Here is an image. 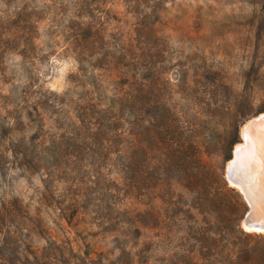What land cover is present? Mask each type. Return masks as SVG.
<instances>
[{
    "label": "rangeland",
    "instance_id": "obj_1",
    "mask_svg": "<svg viewBox=\"0 0 264 264\" xmlns=\"http://www.w3.org/2000/svg\"><path fill=\"white\" fill-rule=\"evenodd\" d=\"M262 4L0 0L1 225L18 238L0 236V264H27L5 250L23 240L40 264H264L227 177L264 118Z\"/></svg>",
    "mask_w": 264,
    "mask_h": 264
},
{
    "label": "water",
    "instance_id": "obj_2",
    "mask_svg": "<svg viewBox=\"0 0 264 264\" xmlns=\"http://www.w3.org/2000/svg\"><path fill=\"white\" fill-rule=\"evenodd\" d=\"M260 115L262 114L251 118L243 125V142L234 148L233 157L227 165V177L230 183L241 190L247 201L245 228L262 232L264 231V154L255 158L256 148L264 144L260 136L264 133V120L258 121Z\"/></svg>",
    "mask_w": 264,
    "mask_h": 264
},
{
    "label": "trees",
    "instance_id": "obj_3",
    "mask_svg": "<svg viewBox=\"0 0 264 264\" xmlns=\"http://www.w3.org/2000/svg\"><path fill=\"white\" fill-rule=\"evenodd\" d=\"M261 12H262V16L264 17V0H263ZM263 111H264V100L262 101V103H261V105H260V107L258 109V112H263ZM236 142H238V138L237 137L231 142V145H233ZM226 158L229 159L230 158V154L227 155ZM231 190L234 191V189H231ZM10 220L11 219H9L8 222H10ZM238 220L239 219H236V221H238ZM6 222H7L6 211L0 209V236H3L4 234H7L9 239L12 240V241H13V239H18L17 236H16V233L14 231L6 230V229L3 228V225L6 224ZM1 224H3V225H1ZM236 224H237V226L239 225V223H236ZM238 227H239L241 232H244L240 226H238ZM21 234H23L22 231H21ZM10 244H11L10 241L7 244H5V250L6 251H8V249L10 248V250L13 252V254L14 253L18 254L20 258L24 259L27 262V264H29V263H31V264H40L39 253L36 250L32 249L29 241L23 240L22 241V245H24V247H22L21 250H19V251L16 248H14L13 246L9 247V246H11ZM0 248H1V246H0ZM2 249H3V247H2ZM0 255H1V253H0ZM21 264H25V263L21 262Z\"/></svg>",
    "mask_w": 264,
    "mask_h": 264
},
{
    "label": "bare ground",
    "instance_id": "obj_4",
    "mask_svg": "<svg viewBox=\"0 0 264 264\" xmlns=\"http://www.w3.org/2000/svg\"><path fill=\"white\" fill-rule=\"evenodd\" d=\"M262 117V115H260V118H259V122L261 121L262 122V120H264L263 118H261ZM264 117V116H263ZM258 122V123H259ZM263 124V123H262ZM263 126H264V124H263ZM260 136L262 137V141H264V133H262V134H260ZM259 145V144H258ZM264 144L262 143V144H260L257 148H256V152H255V155H256V157L255 158H259L262 154H264Z\"/></svg>",
    "mask_w": 264,
    "mask_h": 264
}]
</instances>
